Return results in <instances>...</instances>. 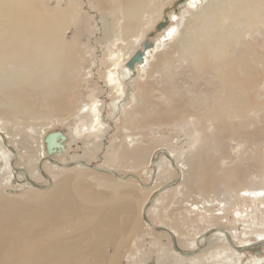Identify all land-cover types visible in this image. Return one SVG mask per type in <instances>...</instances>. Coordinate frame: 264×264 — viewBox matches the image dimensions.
Returning <instances> with one entry per match:
<instances>
[{"label": "bare ground", "instance_id": "1", "mask_svg": "<svg viewBox=\"0 0 264 264\" xmlns=\"http://www.w3.org/2000/svg\"><path fill=\"white\" fill-rule=\"evenodd\" d=\"M79 1L0 0V180L16 170L28 186L14 192L10 177L0 185V264H239L245 245L231 242L220 224L225 220L230 231L264 239V149H257L264 125L248 127L264 112V0H185L148 47L145 35L165 0H91L103 12L99 42H110L102 86L92 74L95 31L80 29L86 20ZM68 29L70 40L64 37ZM127 49L141 51L132 67L127 63L136 52ZM129 79L136 88L128 92ZM103 90L111 114H103ZM151 111L157 128L186 116L174 126L188 130L187 138L165 133L153 146L142 144L131 130ZM245 112L254 114L248 123ZM39 119L29 130L19 126ZM65 119L81 153H55V160L42 139ZM110 120L122 132L114 165L105 164L108 150L98 156ZM226 142L235 147L231 162L222 155ZM205 156L209 160L200 165ZM248 156H255L250 169L243 165ZM127 159L130 169L120 173L119 161ZM146 165L152 172L143 183L131 169ZM206 171L201 197L179 204L178 223L168 210L167 224L148 220L150 204L154 216L161 213L163 196L155 195L192 175L193 189L196 174ZM214 182L222 198L206 196ZM199 222L208 227L195 231ZM207 238L223 247L198 257ZM181 239L190 250L177 248ZM254 259L264 264V255Z\"/></svg>", "mask_w": 264, "mask_h": 264}, {"label": "rangeland", "instance_id": "2", "mask_svg": "<svg viewBox=\"0 0 264 264\" xmlns=\"http://www.w3.org/2000/svg\"><path fill=\"white\" fill-rule=\"evenodd\" d=\"M63 2H65V0H63ZM79 2H80V5L82 6V8H81L82 9L81 10V17L86 20V24L88 23V26H86V24H85V26H81L80 29L81 30H82V28L83 29H86V28L89 29V27L90 28L93 27L94 28L93 31H95L93 33V35H92V41H91L92 47L94 48V52H95V55H96V62L92 66V74H93L95 80L98 81V83H99L98 85L102 86L103 85L102 84L103 81H102L101 74H103V72H104V63H103L104 59H103V57L108 52V47H109V43H110V42H108V43L99 42V37H101V33L103 32V20H102L103 12L99 11V10H95L92 7L91 0H80ZM184 4H186L185 0H165L164 1V4H162V12H163V14L159 18L158 22L150 29V31L146 33L144 46H147V47L150 46L151 42L154 41L156 35H158L161 32L162 29H158L157 25L161 24V23L164 24L166 22L167 15L171 14L172 12H176V11L178 12V9H180ZM182 25L183 24H181L179 26V28H181ZM83 33L86 34V31L83 30ZM71 34H72L71 29H68L65 32V34H64L65 39L70 40L71 39ZM83 37L87 38L86 36H83ZM109 38L110 37H108V39ZM111 40H112V38H110V41ZM123 52H128V53L133 54L136 51L134 49H127V50H124ZM152 60L153 59H151L150 61H152ZM130 77H131V75H130ZM127 85L128 86H126L125 88H126V91H128V92L132 91L133 87L136 88L135 81L132 80V79L128 80ZM200 87L201 86L198 85V89ZM103 91L104 92H102V94H100V98L104 102L103 114L105 113L106 110L107 111L109 110V113H110V112L113 111V106L110 105V100H109L110 96H108V94L106 93V90H103ZM126 94H128V93H126ZM127 101H128V98H126L125 100L120 102V105L124 106ZM151 101H152V99H151ZM35 104H38V100H35ZM262 105H264V102L262 103ZM152 107L153 106L149 107V109L151 110ZM120 110H121V107L119 108V112L116 114V117L120 116ZM186 113H188V112H186ZM64 117H67V116H64ZM185 117L186 116H183L181 114L179 116V118L176 119L175 121L166 122L164 126L157 128V126L155 124V114L153 113V111H151V112L145 113L143 115V118L145 119V121H143L141 123L142 126H139V127L135 128V129L131 130V133H132L133 136L139 137V140H141L142 144H149L150 146L155 145L157 143V141H158L159 135L162 136L165 133L172 134V135L174 134L175 136H180V137H183V138L184 137L187 138V135H189L188 130H187V134H186L185 132H181L179 130V128H176L174 126L175 123H179V122H182V121L187 122L188 119L185 118ZM251 117H254V114L251 115L248 112H245L243 114V118L246 119L247 123H248V121H249V119ZM204 120H205V118L203 119V122H205V124H206L207 121L206 120L204 121ZM41 121H42L41 119L36 120V122L34 120H30V121L25 122L23 124H22V122H20L19 126H23V128L25 130H29L32 127V123L40 124ZM110 123L112 125L108 124V127L106 128V129H108L107 132L105 133V135L107 137L104 135L105 139L103 138V140H102V143H103L102 145L103 146L99 150V155H98V156H101L100 159L101 158L103 159V156H104L103 154H105L106 150H108L107 159L105 160V164L106 165H114L115 164V154L118 151L117 150L118 149L117 146H118V143L120 142V140H122V132L119 129L114 131L113 120H110ZM119 124H120V121H119ZM252 125L253 126H248L250 131L255 130L257 127L260 128V127H262L264 125V112L263 111L257 117V122L256 121L253 122ZM70 126L71 125L69 123V119H65L62 122H60L58 124H55L53 127L49 128L46 131V133L43 135V137L45 138V136L50 134V133L57 132V133L60 134L58 136V139H57V142L59 143V147L53 148L52 153H51L52 155L49 154L47 152V150H46L45 154L47 155V157L49 155H50V157H52V156H54L55 153H61V152H63L64 156H66L67 151L70 153V155L76 154V153H81V151H80L81 149L76 147V145H75L76 143L72 140V137L75 136L74 137V139H75L77 136L72 133V130H71ZM115 126H117V123H115ZM155 130L158 131V133H156V135L154 133ZM261 131L264 134V126L262 127ZM227 134H228V131H227ZM232 137L236 138L237 134L232 132ZM263 137H264V135H263ZM7 143L10 146H12V145L14 146L12 140H9ZM79 143H81V142H79ZM42 144H45V140H44V143H43V139H42ZM34 145H35V143H34ZM45 147H46V144H45ZM244 147H242V149ZM224 149H225V151H224ZM234 149H235V147L230 142H226L225 147H223L221 149L222 150V155H225L227 157L228 161H230V162L236 159L235 153L233 152ZM257 149H258L259 152H262L263 149H264V142H259L257 144ZM163 150L168 152L167 149L163 148ZM102 152H103V154H102ZM151 152H152V150H151ZM258 157H260V155H258ZM52 158L53 159L55 158V160H57L56 159L57 157H52ZM254 158H255V156H254ZM254 158H251V156L246 157V159L244 160V164L243 165L247 166V168L250 169L251 168L252 159L254 160ZM93 160L96 162V164H98V162L99 163L101 162L97 158H96V160H95V158ZM93 160H91V161H93ZM206 160H209V158H207V156H205V158H203L199 164L202 165ZM130 162H131V159H127V160H124V161H119V165L117 166V170H119L120 173H126L130 169V167H129ZM15 166L19 167L17 165H15ZM259 166H260V163H259ZM41 168H42V165H41ZM151 169L152 168L150 167V165H146V167L141 166V167L134 168V169H131V170H134L133 171L134 174H139V177L142 178V179L141 178L140 179L142 180L143 183H147V180L150 181L149 180L150 179L149 175L152 172ZM85 171H91V170H85ZM44 172L47 175L49 173L48 170H46ZM207 173H209V172L206 171L205 173H202L200 175L195 173L196 177H197V182H196V184H195L193 189H192V185L193 184H192V182H190L191 180H194V176L193 175L190 176V178L188 177L185 182H181L179 184H177L178 183L177 182L173 186H166V188L164 189L165 190L164 192H162L163 191L162 190V191H160V193L162 192L161 194L158 193L159 195L157 194V196L155 195L153 197V199H154L155 197L158 198L159 196H163L162 199L158 203V204L162 205V208L159 210L161 212L158 215L159 217L158 216H154L152 214V212L150 211V207H151V204H150L149 209H147V213H146V216H147L148 220L153 225L167 224V221H166V218H165V210H168V211H175L176 212L175 214L171 213V217H172V220L175 219L177 221V223H178L180 221L179 218H178V214H177L178 213L179 204L181 203L182 205L186 206L191 201L196 200V199L201 197L200 193L203 191L202 181L205 178ZM211 174H212V169H211ZM94 176H98V175H94ZM199 176H201V177H199ZM9 177L11 178V180H13V182H15L14 192H16V193L18 192L19 193L21 191H24V190L28 189L27 184L25 182L23 183L24 175L22 177V175L16 170H13L12 173H9V174L7 173L6 175H4L2 177V179L0 180V185H4V182ZM98 177H96V178H98ZM175 177H173V178H175ZM129 180L133 181V178L130 177ZM161 183L163 184L162 181H161ZM243 183H247V180L244 179ZM37 184H41V182L39 181V182H37ZM209 186H210V190L206 192V196L207 197H210V196L216 194V195L219 196L218 198H222V191H221V188H220V185H219L218 182L211 183ZM94 194L98 195L99 191H94ZM140 196H141V193L133 192V197L134 198H139ZM221 200L223 201V199H221ZM240 204H241V207L245 208V206L242 203V201H240ZM232 209H233V207L230 208L231 212H232ZM149 212H151V213H149ZM263 214H264V212H263ZM256 216L258 217V219H261V214L259 212L256 213ZM249 220L251 221L252 219L249 218ZM223 221L224 222H221V224L219 223L220 227L225 229L231 235V242H233L237 246L245 245L246 253H245L244 257H243L244 259H242V261L239 264H246L247 262H250L252 264H259V262L256 261L254 259V257L256 255H261V256L264 255V239L262 241H260L262 236L261 235L260 236L256 235L255 233H253V234L249 233L248 235H242V234L239 235L238 231H236V232L235 231H230L229 230L230 225L228 223H226L225 220H223ZM185 227H187V226H185ZM206 227H208L207 223L199 222L195 226V231L201 232ZM189 232H191V231H189ZM191 236L192 235H190L188 237L190 238ZM212 240H213L212 238H207V242L204 245H202L201 249H199L197 251V254L199 253L198 257H203V256L208 255L213 249H216V247H221V246L223 247L222 244L217 243L216 241H212ZM252 242H254V243H252ZM147 244H148V242H147ZM170 244H171V247L173 248L171 242H170ZM176 246H177V248L179 250H185V251L190 250V248L188 247L189 245H188L187 241L184 240V239H181L179 241V243H176ZM173 250H175V249L173 248ZM149 251H151V250H147V253H151Z\"/></svg>", "mask_w": 264, "mask_h": 264}, {"label": "water", "instance_id": "3", "mask_svg": "<svg viewBox=\"0 0 264 264\" xmlns=\"http://www.w3.org/2000/svg\"><path fill=\"white\" fill-rule=\"evenodd\" d=\"M162 24L158 25L157 28L160 29ZM142 59L141 51H136V53L133 55V57L128 61L127 66L132 67L135 61H140ZM60 134L57 132L50 133L45 136V144H46V150L47 152H51L53 148L58 147L59 143L57 142L58 136Z\"/></svg>", "mask_w": 264, "mask_h": 264}]
</instances>
